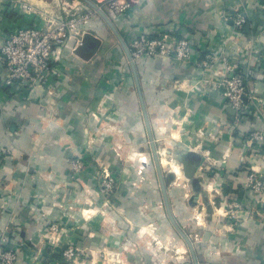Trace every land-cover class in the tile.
Segmentation results:
<instances>
[{
    "label": "crops",
    "instance_id": "1",
    "mask_svg": "<svg viewBox=\"0 0 264 264\" xmlns=\"http://www.w3.org/2000/svg\"><path fill=\"white\" fill-rule=\"evenodd\" d=\"M68 2L93 10L82 0ZM25 4L55 13H61L63 6L61 0H0V45L16 26L42 25V17L25 11ZM236 8L247 15L241 30L231 18ZM106 13L127 46L139 31L168 29L191 36L201 55L226 54L248 72L247 86L254 98L245 100L249 112L237 119L219 89L205 84L190 87L203 74L192 61L147 56L134 61L155 142L170 115L180 120V127L169 126L175 133L167 136L173 144L165 148L171 149L176 168H182L178 154L197 158L192 179L184 173L179 177L188 189L169 198L181 202L172 212L175 219L182 215L178 219L182 226L177 222L192 240L198 264H264V202L242 210V219L231 231L224 228L227 221L214 214L222 201L242 197L251 166L264 175V139L247 141L252 131L264 136V5L259 7L257 0H134L121 14ZM90 29L93 35L84 37L76 55L64 51L54 62L58 73L51 79L52 95L42 87L15 92L3 86L7 71L0 62V148L5 150L0 162V247L3 242L17 251L15 264H56L38 252L48 244V225L57 223L64 227L63 242L124 250L126 264H194L187 244L179 246L181 254L175 259L160 260L155 255L159 245L149 248L146 243L144 248L136 231L119 229L94 213L101 200L95 191V162H119L110 139L95 138V118L102 119L96 111L98 102L112 91L115 98L104 99L103 108H114L112 115L124 131L134 126L133 131L139 132L145 124L131 66L118 39L97 13ZM221 66L217 61L213 68ZM117 75L126 76L127 82L118 89L112 82ZM78 155L83 167L74 181L71 159ZM144 164L150 165L148 158ZM115 202L137 217L139 199L121 193Z\"/></svg>",
    "mask_w": 264,
    "mask_h": 264
},
{
    "label": "built area",
    "instance_id": "2",
    "mask_svg": "<svg viewBox=\"0 0 264 264\" xmlns=\"http://www.w3.org/2000/svg\"><path fill=\"white\" fill-rule=\"evenodd\" d=\"M257 1L259 7L264 5L263 0ZM61 2L63 5L61 13L36 9L30 4L23 5L25 11L42 17V25L16 26L5 35L0 45V62L7 71L2 81L3 86L12 88L15 92H36L42 87L46 93L50 95L54 93L50 87L51 79H54L58 73V67L54 62L60 61L64 51L76 55L77 49L84 42V37L93 35L90 24L96 18V12L93 10L74 6L68 0ZM133 3L134 0H97V4L111 15L127 11ZM231 18L237 30H241L247 23L246 12L241 9L236 8ZM128 46L134 61L144 56L165 57L178 62L192 61L203 71V74L198 80L190 82V87L201 88L202 84H205L207 88H217L221 96L235 110L237 119H242L248 114L249 105L245 100L254 98L247 86L248 72L240 70L237 63L231 61L226 54L201 55L195 50L191 36L176 35L168 29L139 31L131 36ZM217 61L222 64L220 69L213 68ZM204 71H208L210 75ZM164 121L167 123L164 122L161 138L167 139L168 135L172 137L169 126L180 127V120H173L169 115ZM94 131H99V128L95 127ZM263 139V133L260 131H252L247 137V141ZM163 154L164 150L158 151L161 161ZM4 155V148H0V162L4 159ZM170 157L171 162L167 160V168L171 172H177L174 157ZM82 166L83 162L79 156L72 159V167L75 171L80 170ZM263 202L264 175L251 166L244 180L242 197L239 200L222 201L215 207L214 214L215 217L226 220L227 224L224 228L231 231L242 219L240 215L242 210L248 211ZM50 230L55 233L59 228L57 225H52ZM76 249V246H69L64 254L72 255ZM16 257V250L13 248L0 247V264H15Z\"/></svg>",
    "mask_w": 264,
    "mask_h": 264
},
{
    "label": "rangeland",
    "instance_id": "3",
    "mask_svg": "<svg viewBox=\"0 0 264 264\" xmlns=\"http://www.w3.org/2000/svg\"><path fill=\"white\" fill-rule=\"evenodd\" d=\"M113 41H115L114 37ZM115 44L118 43L115 42ZM125 73L130 74L129 69H125ZM125 77L126 76L124 75L121 79L118 78V75L117 77H112V82H115L113 83V87L118 89L122 82H126ZM130 83L131 84L129 85L131 86H129V90H131L133 98L135 99L134 106L137 108L138 102L134 84L132 82ZM111 93L112 91H108L96 106V111L99 112L100 116L102 115V119L95 118V127L99 128V131H95V133H97L95 138L96 140L99 139L100 142H102L103 139L106 141L107 138H109L112 150L116 154L119 162L118 164H112L102 160L95 162V191L96 194L101 197V200L100 202H96L94 213L97 216L101 215V219H105L108 222L110 220V223L113 226L116 225L119 229L123 228L127 231H136L137 238L138 240L143 241L144 248L146 243L149 244L146 245L149 248L150 245L153 247L155 246L154 248L159 245L160 248L155 255L159 256L160 260L166 258L175 259V257L181 254L178 251L179 246L186 243L168 219L150 143L147 137L146 128H144L145 125L143 124V129L139 132L133 131L134 126H132V128H129L128 126L126 128L127 131H124L122 127L123 124L117 121V119L114 118V115H112L115 111L114 108L110 106H107L105 109L103 108L105 105L104 99L115 98L114 96H111ZM163 113L161 112L160 115ZM97 115L98 113H96V116ZM170 132L172 135V133H175V130H170ZM172 141V139L170 140V138L168 139L167 137V139L158 138V141L155 142L158 151L164 150L162 158L166 159L168 157L166 163L167 160L170 161V156H173L171 149H165L166 146H172ZM78 156L80 158L81 155ZM143 158H148L150 165L144 164L141 161ZM164 167L163 174L168 196L172 195L173 197L174 195L175 197V195L178 194L182 196L184 191L188 189V187L186 188L183 186L181 182L182 179L181 181L179 180V177L182 176L183 173L182 168L177 172H171V170L167 168V165ZM81 169L78 171L73 169L71 172V174L74 175V181L78 178L77 173L80 172ZM106 173H108V175ZM80 186L82 189H86V186ZM121 193L140 200V203L137 205V217L136 215L133 217V214H129L130 211H128L126 207L115 202L116 197ZM169 201L171 210L175 209L178 211L179 209L177 206L181 204V202L174 203L170 198ZM81 210L85 215L86 209L82 208ZM104 215H108L110 218H102ZM179 215L182 217L181 214ZM180 217H178V219H181ZM178 219H176V221ZM178 221L182 226V221ZM52 225H57L59 230L55 233L52 232L50 230ZM4 237L2 238L4 239ZM63 237H66L64 227H60L57 223H51L48 225V233L45 238V241L48 244L47 246L44 245L38 254L45 259L47 258L48 261L49 259L54 261L56 264H126L128 256H125L126 252L124 250L120 251V249L116 248L112 249V251H105L102 246H96L94 248L90 246L89 249H87L85 247L86 243L84 245L82 243L78 244L67 240H65L66 242H63ZM130 239L133 241L132 238ZM1 246H5L3 242L1 243ZM69 246L77 247L72 255L64 254V251ZM186 254L189 255V252L187 251Z\"/></svg>",
    "mask_w": 264,
    "mask_h": 264
},
{
    "label": "water",
    "instance_id": "4",
    "mask_svg": "<svg viewBox=\"0 0 264 264\" xmlns=\"http://www.w3.org/2000/svg\"><path fill=\"white\" fill-rule=\"evenodd\" d=\"M82 1L85 2L86 4H88L105 21V23L111 29V31L113 32L115 37L118 39L120 45L122 46V48L126 54V57L128 59V62L131 66V70L133 73V77H134V81H135V85H136V90H137V94H138V98H139V102H140V106H141L142 116H143V120H144V124H145V128H146V133H147V137H148V140L150 143L152 157H153V161H154V165H155V169H156V173H157V177H158V181H159V185H160V189H161V193H162V198H163V202H164V206H165V210H166L168 219L170 220L172 226L175 228V230L178 232V234L182 237V239L187 244L189 251H190V254L192 256V259L194 261V264H198L196 253L194 250V244H193L192 240L190 239V237L184 232L182 227L176 221V219L172 213L171 207H170V201H169V196H168V192H167V186H166V182H165V178H164V174H163L164 168L162 166V161L160 159V156L158 155V150L156 148L150 118L148 115L146 103H145V100H144V97L142 94V90L140 87V82H139V77H138L136 65H135V62H134L131 54H130L129 48L126 45V42L124 41L122 35L120 34L118 29L116 28L115 24L113 23L112 19L106 13L105 10L103 8H101L93 0H82ZM177 158H178V161H181V163H182V170H183L184 175L186 177L192 179L195 167L198 163L197 158H195L192 154H186L184 156L178 154Z\"/></svg>",
    "mask_w": 264,
    "mask_h": 264
},
{
    "label": "bare ground",
    "instance_id": "5",
    "mask_svg": "<svg viewBox=\"0 0 264 264\" xmlns=\"http://www.w3.org/2000/svg\"><path fill=\"white\" fill-rule=\"evenodd\" d=\"M147 159V158H146ZM146 159L145 158H143L141 161L143 162V163H145L146 162ZM167 159V158H166ZM166 159L165 158H162V162L163 163H166ZM166 165V164H165Z\"/></svg>",
    "mask_w": 264,
    "mask_h": 264
}]
</instances>
